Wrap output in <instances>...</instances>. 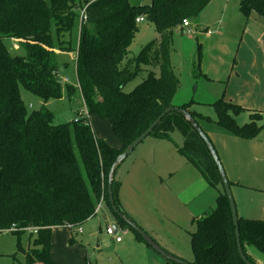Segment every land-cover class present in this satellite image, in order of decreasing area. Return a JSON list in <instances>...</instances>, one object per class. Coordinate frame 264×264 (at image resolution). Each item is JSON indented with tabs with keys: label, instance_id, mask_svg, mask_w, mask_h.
Segmentation results:
<instances>
[{
	"label": "trees",
	"instance_id": "1",
	"mask_svg": "<svg viewBox=\"0 0 264 264\" xmlns=\"http://www.w3.org/2000/svg\"><path fill=\"white\" fill-rule=\"evenodd\" d=\"M211 2L151 0L144 6L133 0H92L83 6L77 0H0V235L11 232L17 237L18 251L25 254L27 264H56L50 255L53 228H81L96 215L102 198L119 227L131 229L111 207L110 169L128 145L173 107L180 88L171 66L174 30H180L184 20H198ZM79 8L85 9L87 21L80 24L78 90L90 115L111 122L122 143L120 149L97 138L92 127L84 123L55 125L46 106L30 112L21 99L22 88L45 104L62 99L64 93L71 97L77 91L58 78V52L71 48L66 35L74 26ZM240 10L247 17L254 12L264 19V0H241ZM141 16L154 24L160 41L149 43L130 59L129 49ZM5 39L18 41L25 56H11ZM198 72L201 75L200 69ZM140 74L145 76L127 92L126 87ZM214 106L215 123L232 135L251 140L264 129V124H257L256 114L250 115L249 123L239 125L235 116L245 109L224 98ZM182 108L199 123L198 113L187 105ZM169 125L177 126L184 135L186 146L178 147L181 155L219 192L215 210L196 220L192 234L195 258L188 263L246 264L238 252L232 212L218 168L204 141L176 112L167 115L151 135L170 139L162 129ZM198 157L208 168L201 166ZM113 191L118 210L127 216L119 205L115 180ZM13 228L16 231H11ZM27 229L38 232L34 239L31 233L33 248L25 251L21 238ZM239 229L247 259L258 264L249 256L248 247L264 255V221L239 217Z\"/></svg>",
	"mask_w": 264,
	"mask_h": 264
},
{
	"label": "rangeland",
	"instance_id": "2",
	"mask_svg": "<svg viewBox=\"0 0 264 264\" xmlns=\"http://www.w3.org/2000/svg\"><path fill=\"white\" fill-rule=\"evenodd\" d=\"M89 1L92 0H77L83 6ZM240 1L232 0L226 18L222 17L220 10L213 14L208 10L205 18L201 16L202 20L201 17L190 20V33L174 30L170 48L171 66L180 80V88L173 98V107L182 108L187 105L191 111L199 114V124L209 139H212L223 166L235 151L251 149L249 162L256 172L248 195L251 202L247 200L248 213H243L239 201L238 216L248 214L247 218L250 220L264 221V129L256 138L249 141L237 140L236 145L223 137L222 130L211 122L217 118L214 104L225 96V99L232 98L233 103L246 109L235 116L239 125L250 122L251 111H257V124H264V19L254 12L245 16L240 10ZM133 2L146 6L151 0ZM81 15L82 8H79L74 26L66 35L71 48L58 52V78L60 82L75 88V94L69 97L64 93L62 99L50 100L45 104L37 95L21 89V99L27 109L33 112L46 106L53 114L55 125L72 123L85 108L76 75ZM208 28L211 31L216 29L215 34L209 36L210 40L206 33ZM159 41L160 36L154 24L145 18L138 24V32L129 49V58L137 57L149 43ZM5 45L11 56H25V50L15 39H5ZM240 48L244 55L240 57L237 67V63L234 65L233 61ZM144 76L140 74L126 87V91H132ZM225 108L228 109L227 106ZM228 111L233 114L232 110ZM90 119L92 131L97 138L103 139L110 146H120V140L110 121L97 115H90ZM162 129L169 133L170 139L155 135L146 138L122 163L115 183L123 212L165 251L185 262H193L195 256L192 234L196 231V220L215 210L219 192L209 186L201 172L179 152L178 147L186 146L180 129L174 125ZM200 157L197 160L201 162V166L208 168ZM135 166H140V171L134 172ZM127 170L131 171L132 176L127 179L123 190H119L120 178ZM259 170L260 178L257 176ZM215 180L219 184V180ZM218 188L222 189V184ZM234 193L235 191L233 195ZM114 220L104 201L102 209L93 218L81 228H76V231L82 229L83 234L76 235V232L72 235L67 226L54 229L55 254L64 261L74 258L84 262L86 252L89 261L93 263L99 254H105L113 260V248L121 246V249H129L127 241L130 240L131 233L134 234L131 229H124L127 231V234L122 235L124 242L116 244L113 237L106 234L108 224L112 225ZM30 234L27 231L21 238V246L25 251L33 248ZM32 234L33 239L36 238V233ZM17 243V237L11 232L0 235V264H27L26 256L18 251ZM99 245H102L101 251L98 250ZM103 246L108 249L104 251ZM51 259L53 260L52 256Z\"/></svg>",
	"mask_w": 264,
	"mask_h": 264
},
{
	"label": "crops",
	"instance_id": "3",
	"mask_svg": "<svg viewBox=\"0 0 264 264\" xmlns=\"http://www.w3.org/2000/svg\"><path fill=\"white\" fill-rule=\"evenodd\" d=\"M231 2H232V0H226V2H225V0H212V2L205 8V10H203V12L201 13L200 17L203 16V18H205L204 17L205 16V12H209L208 10H210L211 14H213V12H217V11L220 10L222 17L226 18V13L228 12V9H229V6H230ZM200 17H199V19H200ZM200 20H202V17H201ZM215 23H216V21H215ZM215 31H216V29L211 31L209 28L206 30V33L208 34L209 40L211 38L209 36L214 35ZM235 55H236V57H234L233 63H235L234 65H236V63H237V67H238L239 64H240V57L244 55V53L241 50V48H240V50H237ZM236 60H238V61L236 62ZM256 60H258V57L256 58ZM224 97L225 96H223L222 98H224ZM224 100L226 102H228V103H232L234 105H237V104L232 102V98H227V99L224 98ZM256 112L255 111H251V115L252 114H256ZM262 113H264V112H262ZM235 119H236V117H235ZM216 120H217V118H216ZM216 120H214V121L212 120V121H213V124L218 126L215 123ZM218 128L220 130H222V132H223L222 136L223 137L230 139L229 142H234L236 145H238L237 144V142H238L237 140H239V141L240 140L241 141L242 140L243 141H249L247 139H242L240 137L232 135L231 133H229V132L223 130L222 128H220L219 126H218ZM211 141H212V139H211ZM121 147H122V143L121 142H120V146L119 145L115 146V148H118V149H120ZM250 151H251V149H248V150H245V151H242V150L241 151H235L233 153V155L230 156L229 160L226 161V164L228 166H226V164L224 166L225 169H226V172L228 174L229 180H230V182L232 184V186H231L232 190H233V192L235 191L234 197L236 199L238 211H239V201H240L241 207L243 209V213H248L247 212L248 211L247 210V200L250 201L249 196H248L249 192H250L249 190H251L250 187H253V184L251 183V181L254 180L255 175H256L254 167H252V164H250V162H249ZM134 164H135V162H134ZM129 170H127L125 175H123L120 178L119 190L120 189L123 190L124 184L126 183L127 179H129L132 176L131 175V171H129ZM133 171L134 172L140 171V166H135ZM116 174H117V172H116ZM258 175H259V178H260V170L257 172V176ZM115 179H116V175H115ZM250 185H252V186H250ZM117 199H118L119 205L121 207V201H120V198H119V192H117ZM252 203H253V201H252ZM121 209H122V211H124L123 208H121ZM126 215L128 216V214H126ZM242 217L248 219L247 218L248 214H244ZM128 218L130 219L131 217L128 216ZM113 222L117 223V220L115 219ZM56 228H58V227H55L52 230V243H51V253H50V255L53 258V261L56 264H169V262L165 258H163L161 255H159L149 245H147L146 243L138 241L136 239V237H135V234H133V233H131L132 235H131L130 240L127 241V244H129V246H130L129 249H127V248L121 249V246H120V248H118V247H114L113 248V260L111 258L106 257L105 254H99L96 257V259H95V263H93L92 261H89V255L86 252V257L84 259L85 260L84 262L80 261L78 259H74V258L68 259L67 261H64V260H62L59 257L58 254H55V251H54L55 236H54L53 232H54V229H56ZM66 228H68V227H66ZM123 230H124V228H123ZM69 231L71 232L72 235L75 234L76 232H78V231H75V230L73 231L71 229H69ZM83 233L84 232L82 230L81 233H77L76 235L83 234ZM106 234H107V232H106ZM72 235H71V237H73ZM113 240L118 245H121L124 242L123 238H122L121 242H117L114 238H113ZM101 247H102V245H99L98 246V250H100ZM103 247H104V249H103L104 251L106 249H108L107 246H103ZM248 254L256 263L264 264V255L259 253L255 248L248 247ZM37 263H39V262H37Z\"/></svg>",
	"mask_w": 264,
	"mask_h": 264
},
{
	"label": "water",
	"instance_id": "4",
	"mask_svg": "<svg viewBox=\"0 0 264 264\" xmlns=\"http://www.w3.org/2000/svg\"><path fill=\"white\" fill-rule=\"evenodd\" d=\"M179 113L181 114L185 120L193 127V129L198 133L200 138L204 141L215 165L218 168V172L221 178V182L224 187L225 194L228 198L231 212H232V219L233 224L235 227V235H236V243L238 247V252L240 254L241 259L246 264H252L246 257L244 250L242 248L241 243V234L239 229V216H238V210H237V204L232 192L231 183L229 181V178L227 176V173L225 171V168L218 156V153L212 143V141L209 139V137L206 135V133L201 128L200 124L195 120V118L185 109L183 108H176V107H169L167 108L151 125L150 127L144 131L136 140H134L130 145L127 146V148L123 151L121 155L117 157L115 162L113 163L109 176H108V193H109V200L111 207L115 213L118 214V216L136 233H138L144 241L152 248L154 249L158 254L162 255L169 263L174 264H190L188 262H185L176 256L168 253L165 251L158 243H156L141 227H139L133 220L129 219L125 215L121 214V212L118 210L115 197H114V191H113V184L115 180V175L119 167L122 165V163L133 153V151L142 143L145 141L146 138L151 136L153 131L158 127V125L161 123V121L169 114L171 113ZM112 227L114 229L115 235L119 234L120 227L117 223H113Z\"/></svg>",
	"mask_w": 264,
	"mask_h": 264
},
{
	"label": "built area",
	"instance_id": "5",
	"mask_svg": "<svg viewBox=\"0 0 264 264\" xmlns=\"http://www.w3.org/2000/svg\"><path fill=\"white\" fill-rule=\"evenodd\" d=\"M143 20H144V17L141 16L137 19V22L140 23ZM86 21H87V16H86L85 9H84L82 11V15H81V25L86 23ZM190 29H191V22L189 20H184L182 25L180 26V30H183L186 33H190L189 32ZM72 122L76 123V124L84 123L86 126H91L90 113H89L86 105H85L84 110L80 111ZM103 202H104V199L102 198L101 203L97 207L96 213H98L102 209V203ZM67 227L73 231L74 230L76 231V227H73L72 225H69ZM11 231H16V229L13 228V229H11ZM27 231L30 233H36L37 234L38 229H27ZM77 231H78L77 233H81L82 229H79ZM106 232L109 236H112L117 242H121L122 241V235L127 234L126 230H123L120 228L119 234L115 235V232H114L112 225H108Z\"/></svg>",
	"mask_w": 264,
	"mask_h": 264
}]
</instances>
